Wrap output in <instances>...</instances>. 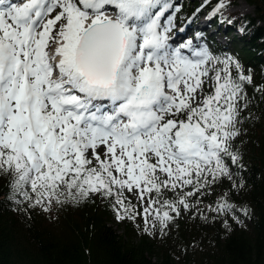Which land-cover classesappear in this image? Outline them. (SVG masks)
Masks as SVG:
<instances>
[{
  "label": "snow or ice",
  "instance_id": "1",
  "mask_svg": "<svg viewBox=\"0 0 264 264\" xmlns=\"http://www.w3.org/2000/svg\"><path fill=\"white\" fill-rule=\"evenodd\" d=\"M168 8L167 0H0V171L30 204L47 211L61 197L95 193L132 219L124 191L135 189L142 203L148 194L135 215L163 231L179 206L190 207L186 197L230 178L224 157L238 159L231 142L251 76L190 41L170 44ZM209 63L223 67H214L212 94L198 99ZM189 186L175 201L162 198Z\"/></svg>",
  "mask_w": 264,
  "mask_h": 264
},
{
  "label": "trees",
  "instance_id": "2",
  "mask_svg": "<svg viewBox=\"0 0 264 264\" xmlns=\"http://www.w3.org/2000/svg\"><path fill=\"white\" fill-rule=\"evenodd\" d=\"M237 1L208 0L207 9L219 7V13ZM246 2L253 15L225 17L239 33L243 73L256 71L241 84L239 135L231 150L238 159L230 178L186 197L190 207L170 213L175 218L161 231L158 222L150 225L155 229L141 227L114 198L95 193L61 197L45 211L20 195L12 174L0 171V264H264V0ZM189 191L164 189L162 198L175 201ZM124 200L135 215V204ZM225 202L230 207L219 211Z\"/></svg>",
  "mask_w": 264,
  "mask_h": 264
},
{
  "label": "rangeland",
  "instance_id": "3",
  "mask_svg": "<svg viewBox=\"0 0 264 264\" xmlns=\"http://www.w3.org/2000/svg\"><path fill=\"white\" fill-rule=\"evenodd\" d=\"M180 1L181 0L176 1V5H177L178 8L180 7L179 6L180 5ZM200 1L203 2L204 0H192V3H198ZM206 13H207V17L208 18H207V20H205L204 26H207L208 24H210V22H213V21L216 20V19L213 18V13L210 14V12H207V11H206ZM224 13L233 14L235 16L234 18L243 17V16H246V15H253V7L250 6L246 2V0H238L233 7L225 10L223 12V14ZM197 25H198V23H197ZM213 25H214L213 28H214L215 31H216V28H218L219 34H221V36H223V37L225 36V38L218 37V43H220L221 45L225 44V47L223 49H225V50L228 49L229 50V53L226 54V55H225V53H223L221 55H217L216 59L219 60V61H225V60L231 59V60L239 62V53H238V51L241 48V46L236 41H234L235 40L234 37L236 35V32L235 33H229V32L226 31V29H225V27L223 25L221 26L218 23L216 25V22H213ZM189 30H190L189 28H186V32H189ZM231 32H234V31H231ZM213 47L215 48V45H213ZM214 67L215 68H221V67H223V64H216L215 66H213L211 63L207 64V68L209 69L210 75L205 78L204 84L202 86V93L198 89V99H202L203 95H207L208 92L210 91V89L213 90V88L215 86V80H214V75H213V74H215ZM240 68L242 69L241 66H240ZM245 71H247L250 74L251 79L254 78L255 75H256V71L253 68H246ZM231 72H232V77L233 78L235 76L237 77V71H236L235 65H231ZM203 88H205L204 92H203ZM180 118H183V117L181 116ZM104 153L105 152H103L101 154V159L105 158L104 157ZM90 158H92V156ZM93 163L95 164V161H93ZM165 178L166 177H164L163 174H160V179L161 180H163ZM124 194H126L128 196V198H130L134 203H138L139 210L137 212L142 213L143 208L146 207V205H145V202L142 203L138 199V196L135 194V189L131 193H129L127 190H125ZM147 196H148V194H146L145 199H146ZM134 216H135L136 219L138 218V221H140V223H142L141 227H145V228L149 227V228L155 229V227H150V225L152 223V217L148 218L149 222L146 225L145 224V220L143 219L142 215H134ZM115 227H117V225H115ZM115 229L119 233L122 232L121 228H115ZM151 233H153V232H151Z\"/></svg>",
  "mask_w": 264,
  "mask_h": 264
},
{
  "label": "bare ground",
  "instance_id": "4",
  "mask_svg": "<svg viewBox=\"0 0 264 264\" xmlns=\"http://www.w3.org/2000/svg\"><path fill=\"white\" fill-rule=\"evenodd\" d=\"M195 28V27H194Z\"/></svg>",
  "mask_w": 264,
  "mask_h": 264
}]
</instances>
